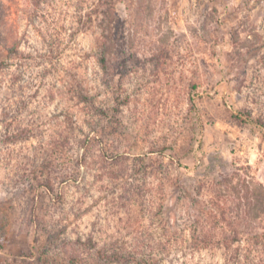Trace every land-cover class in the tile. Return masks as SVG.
<instances>
[{"label":"rangeland","instance_id":"obj_1","mask_svg":"<svg viewBox=\"0 0 264 264\" xmlns=\"http://www.w3.org/2000/svg\"><path fill=\"white\" fill-rule=\"evenodd\" d=\"M77 1L60 0L56 10L37 12L33 0H0V59L16 44L22 53L37 51L45 18L59 22L69 39ZM124 1L116 7L110 71L104 72L96 56L82 69L96 104L107 111V130L95 143L96 158L53 174L55 195L36 182L32 190L33 183L22 178L30 170V148L41 139L16 144L4 138L24 84L10 88L15 68L0 76V264H25V257L17 256H28L33 248L40 255L45 247L50 255L42 263L26 264H67L69 253L80 254L83 264H123L100 260L95 250L76 243L92 235L108 251L139 247L149 253L150 264L211 263L213 254L189 249L194 234L209 230L207 203L221 197L227 217L236 221L239 215V224L243 218L237 206L243 193L221 186L224 177L264 186V131L232 117L245 110L264 121V0ZM234 34L241 41L237 49ZM92 44L93 37L78 36L67 54L77 57ZM193 83H199L202 96L195 113ZM50 92L52 101L45 99ZM50 92L33 87L23 98L35 97L33 111L49 102L45 115L55 128L63 119L61 98L56 88ZM74 112V120L84 124L82 112ZM102 150L126 158L103 179L95 164ZM82 154L75 143L67 153L76 159ZM33 205L38 226L31 220ZM242 228L264 229V217Z\"/></svg>","mask_w":264,"mask_h":264},{"label":"trees","instance_id":"obj_2","mask_svg":"<svg viewBox=\"0 0 264 264\" xmlns=\"http://www.w3.org/2000/svg\"><path fill=\"white\" fill-rule=\"evenodd\" d=\"M136 1L141 2V0ZM121 2L126 1L78 0L75 4L71 25L66 30L69 39H66L64 33L59 29V22L55 21L56 25L51 24L49 19L45 18L42 25L38 27L41 47H38L37 51L22 53L19 45L16 44L6 47L5 58L0 59V76L5 70L15 68L12 71L10 88L16 90L17 86L20 87L24 84L21 86L23 91L17 109L11 116H7V130L4 138L7 142H16V144L28 142L34 138L41 139L38 144L30 148L31 151L27 155L30 170L26 171L28 173L22 175V178L26 177L31 183L36 182L37 187L44 188L49 195H55L52 183L53 174L59 172L61 166L62 171H69L72 165L82 166L88 164L89 158H96L93 155L95 143L98 138H101L100 136H103L101 133H105L107 130L103 123L108 115L107 111L104 107L96 104L95 97L91 95L87 84L88 79L83 75L82 69L88 59L96 56L104 72L110 71V53L115 48L116 7ZM33 5L37 12L56 10L60 6V0H33ZM41 16L44 19V15ZM81 35L93 37V44L89 51L77 57L68 55L72 42ZM239 38L237 34H234L233 46L236 49L241 42ZM38 81L40 82L39 86L36 85ZM199 86V83H193L191 87V111L194 113L198 110L196 98L202 97L197 93ZM33 87H37V93L44 88H47L48 92L53 88L58 90L63 119L58 121L57 127H52V121L45 115L49 102L45 100L42 107L37 106L33 111L32 105L35 97L23 98L25 90ZM47 98L52 101L55 99V95L50 92L45 99ZM74 108L82 112L84 124L81 125L77 119L74 120L77 114L74 112ZM232 117L242 124L257 126L264 131V121L255 119L251 112L233 111ZM74 143L83 150V154L77 159L67 155ZM159 153L165 156L164 151H159ZM122 159L126 158L122 155L108 157L106 151L102 150L98 159H95V164L100 166L102 171L99 176L102 179L104 176H111L114 172L113 166L121 163ZM175 162L180 165L178 161ZM55 163L58 166H55ZM235 176L224 177L221 186H225L227 189L233 188L239 194L243 193L242 197H237V206L243 211L242 222L237 223L239 215H237L236 221L227 217V209L221 205L223 202L221 197H216L215 201L210 200L206 206L207 210H210V215L207 217L209 230L202 232L200 236L194 234L192 247H189L194 252L206 251L213 254L214 261L216 258H220L216 263L212 261L206 264H264V229L242 228L244 223L252 224L264 217V186L260 183L234 184ZM65 182H68L67 179L63 181V184ZM31 186L34 190V183ZM180 188L182 187L180 186ZM31 220L37 226L41 223L37 205H33ZM222 228H230V232H221ZM36 242L35 238L34 243L36 244ZM76 243L84 250H95L96 257L100 260L123 264L130 262L150 264L151 261L149 253L138 249L139 247L129 250L123 245H118L111 246L110 251L106 246L99 248L100 245L93 235L89 236L86 242L78 239ZM62 245L66 246V243L63 242ZM45 248L40 255L33 248L28 256L17 257H25L23 258L25 264L32 261L31 259L42 263L43 256L50 255V248ZM160 252L163 256H160L158 262H162L165 258L164 250L160 249ZM66 259L67 264L84 263L80 254L69 253ZM155 264H158L157 261ZM185 264L188 263L185 262Z\"/></svg>","mask_w":264,"mask_h":264}]
</instances>
